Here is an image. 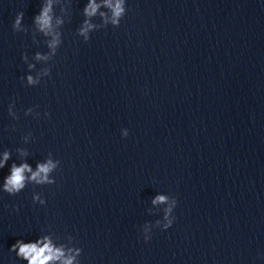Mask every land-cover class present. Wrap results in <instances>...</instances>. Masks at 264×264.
<instances>
[{"label":"clouds","instance_id":"9594fccd","mask_svg":"<svg viewBox=\"0 0 264 264\" xmlns=\"http://www.w3.org/2000/svg\"><path fill=\"white\" fill-rule=\"evenodd\" d=\"M72 0H41L39 11L32 18V27L29 29L24 23V12L20 11L16 14L12 23V30L15 33H29L31 31L32 41L34 44H39L38 36L43 37V43L48 51H36L31 58L28 52L21 54L22 61L27 65L28 74L21 77V82L26 86L34 87L41 83L45 77L51 76L54 57L57 55L58 49L62 44V28L66 22L70 20V9ZM59 8V14L56 9ZM126 0H87L82 15L84 17L79 28L76 30V35L81 37L85 43L91 38V33L100 29L107 28L111 25L113 28H118L121 21L127 15ZM99 18L100 22L95 23L94 19ZM37 64L44 65L37 69ZM35 73L33 75L32 73ZM39 105L29 107L25 110V116L40 117V112L36 111ZM15 109V101L8 105V115L13 120H19L20 117ZM45 117L51 118V114L47 111L43 113ZM15 131V125L12 126ZM129 135L127 128L121 129L122 138ZM32 139V133L22 137L24 144H28ZM16 153L20 159V163L13 162L10 166L9 174L4 177L0 184V191L7 193L9 196H16L22 192L29 184L35 186L53 185L56 179L53 173L60 168L61 161L54 159L51 152L47 157L36 163L35 168L27 162L29 151L27 148L18 147ZM12 159V152L5 149L0 152V169H3L7 162ZM32 201L34 204L45 205L46 200L40 193H33ZM152 206L166 205L163 209V216L153 224L146 222L141 226V233L145 243L152 238L153 228H159L161 231H166L172 227L176 217L173 215L174 209L177 206V199L168 194L157 193L151 200ZM14 211H19V206H13ZM148 214L155 215L153 209H147ZM14 252L16 257L26 262V264H80V257L83 249L76 246L75 239L72 235L64 237L63 241L55 235L51 230L47 234H41L34 241L25 242L22 239L16 242L9 248Z\"/></svg>","mask_w":264,"mask_h":264}]
</instances>
